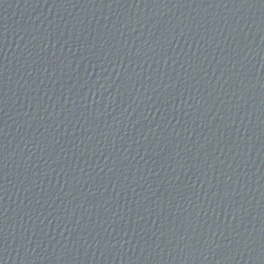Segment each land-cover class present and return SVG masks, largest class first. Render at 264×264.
I'll return each mask as SVG.
<instances>
[{
  "label": "water",
  "instance_id": "water-1",
  "mask_svg": "<svg viewBox=\"0 0 264 264\" xmlns=\"http://www.w3.org/2000/svg\"><path fill=\"white\" fill-rule=\"evenodd\" d=\"M0 264H264V0H0Z\"/></svg>",
  "mask_w": 264,
  "mask_h": 264
}]
</instances>
